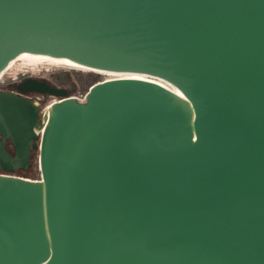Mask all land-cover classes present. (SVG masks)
<instances>
[{
    "label": "water",
    "instance_id": "95a60500",
    "mask_svg": "<svg viewBox=\"0 0 264 264\" xmlns=\"http://www.w3.org/2000/svg\"><path fill=\"white\" fill-rule=\"evenodd\" d=\"M22 53L175 89L0 90V264H264V0H0Z\"/></svg>",
    "mask_w": 264,
    "mask_h": 264
},
{
    "label": "rangeland",
    "instance_id": "374dc122",
    "mask_svg": "<svg viewBox=\"0 0 264 264\" xmlns=\"http://www.w3.org/2000/svg\"><path fill=\"white\" fill-rule=\"evenodd\" d=\"M42 68L64 73L61 75L63 80L59 81V83L66 86H74L75 94L78 96H81V94L87 95L91 86L99 81L121 75L120 72L95 71L91 69L87 70L76 66L59 63L55 60L43 63L30 58H20L15 61L0 77V87L9 85V81H11L13 77H16L19 72L25 73L29 69H32L33 71H39ZM59 100H61L59 96L50 95L45 98L43 97L42 100L38 101H40L42 108H46L50 104ZM37 156L38 152L34 151L30 169L27 171L18 172L17 174H21L33 179H39L41 177V171Z\"/></svg>",
    "mask_w": 264,
    "mask_h": 264
},
{
    "label": "flooded vegetation",
    "instance_id": "af4514ba",
    "mask_svg": "<svg viewBox=\"0 0 264 264\" xmlns=\"http://www.w3.org/2000/svg\"><path fill=\"white\" fill-rule=\"evenodd\" d=\"M64 73H61L56 70H51V69H40L39 71H33L32 69H29L25 73L19 72L16 77H13L11 81H9V85L7 86H1L0 90L2 91H13L17 94L29 97V98H36L38 100H42V98L53 95V94H46V93H40V92H35V91H28V92H23L20 89V86L24 84L26 81H44L50 84L51 86L54 87H59L63 88L66 90L65 96H59L60 99L63 97H69V96H75V88L74 86H66L64 84H60L59 81L63 80V77L61 75ZM83 95V94H81ZM58 96V95H57ZM7 147L10 150L12 154H14V149L11 145V142H7ZM25 171L24 169H19L14 172H9L7 170H2L4 173H12V174H17L18 172Z\"/></svg>",
    "mask_w": 264,
    "mask_h": 264
},
{
    "label": "bare ground",
    "instance_id": "6f19581e",
    "mask_svg": "<svg viewBox=\"0 0 264 264\" xmlns=\"http://www.w3.org/2000/svg\"><path fill=\"white\" fill-rule=\"evenodd\" d=\"M20 58H30V59H33V60H36V61H39V62H48V61H51V60H55L59 63H63V64H66V65H70V66H76V67H79V68H83V69H87V70H95V71H104V70H100V69H94V68H91V67H88V66H85V65H82V64H79L77 62H74V61H71L69 59H65V58H59V57H53V56H48V55H43V54H36V53H22L20 54L16 59H14L10 64H9V67L15 62L17 61L18 59ZM121 75L119 76H114V77H110V78H116V77H143V78H150V79H155L157 81H160L161 83L169 86V87H172L175 89L174 86H172L171 84L167 83L166 81L160 79V78H157V77H153V76H150V75H145V74H141V73H129V72H120ZM110 78H107V79H110ZM51 104L47 107H50Z\"/></svg>",
    "mask_w": 264,
    "mask_h": 264
},
{
    "label": "built area",
    "instance_id": "2783aa9c",
    "mask_svg": "<svg viewBox=\"0 0 264 264\" xmlns=\"http://www.w3.org/2000/svg\"><path fill=\"white\" fill-rule=\"evenodd\" d=\"M8 68H9V66H8ZM8 68H7V70H8ZM86 96H87L86 94H83L81 96L75 95L73 97H76L80 101H85L86 100Z\"/></svg>",
    "mask_w": 264,
    "mask_h": 264
}]
</instances>
